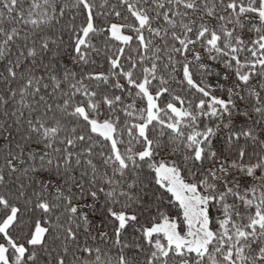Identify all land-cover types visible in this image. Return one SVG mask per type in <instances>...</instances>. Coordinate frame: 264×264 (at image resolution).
<instances>
[{"label": "snow or ice", "instance_id": "snow-or-ice-1", "mask_svg": "<svg viewBox=\"0 0 264 264\" xmlns=\"http://www.w3.org/2000/svg\"><path fill=\"white\" fill-rule=\"evenodd\" d=\"M0 264H264V0H0Z\"/></svg>", "mask_w": 264, "mask_h": 264}]
</instances>
